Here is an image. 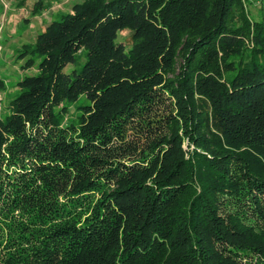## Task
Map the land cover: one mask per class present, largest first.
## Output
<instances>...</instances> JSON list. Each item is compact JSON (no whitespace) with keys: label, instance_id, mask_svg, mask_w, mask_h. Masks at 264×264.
I'll return each instance as SVG.
<instances>
[{"label":"trees","instance_id":"1","mask_svg":"<svg viewBox=\"0 0 264 264\" xmlns=\"http://www.w3.org/2000/svg\"><path fill=\"white\" fill-rule=\"evenodd\" d=\"M245 3L82 0L17 49L36 72L0 115V264H264Z\"/></svg>","mask_w":264,"mask_h":264},{"label":"rangeland","instance_id":"2","mask_svg":"<svg viewBox=\"0 0 264 264\" xmlns=\"http://www.w3.org/2000/svg\"><path fill=\"white\" fill-rule=\"evenodd\" d=\"M37 0H0V115L10 112V100L19 91L18 81L36 68L25 69V59L17 58V49L35 41L47 24L63 12L72 10L82 0H43V10L33 13ZM246 9L253 19L264 20V0H246ZM130 30H123L119 39L128 42ZM81 97L77 103H85ZM78 110L72 106L68 118L76 119ZM68 122V120L66 121ZM0 223V235L4 233Z\"/></svg>","mask_w":264,"mask_h":264}]
</instances>
